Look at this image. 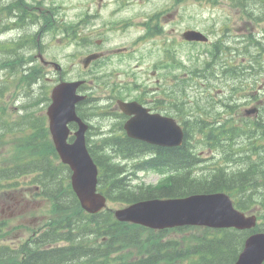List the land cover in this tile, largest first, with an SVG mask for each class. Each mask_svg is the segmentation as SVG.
I'll list each match as a JSON object with an SVG mask.
<instances>
[{"label": "trees", "instance_id": "1", "mask_svg": "<svg viewBox=\"0 0 264 264\" xmlns=\"http://www.w3.org/2000/svg\"><path fill=\"white\" fill-rule=\"evenodd\" d=\"M1 65L5 67L6 63L1 61ZM24 81L27 87L31 88L37 78L29 74L24 76ZM10 84L11 82L7 85ZM18 84L20 85L19 82ZM34 113V110L22 108L15 111L17 119L12 122L6 109L0 115L7 125V131L11 126L18 131L17 134L24 135L22 140L9 148L8 158L13 165L0 167V192L17 187L18 180L23 176L44 171V174L36 176L34 181L43 186L46 184L51 191L50 195L55 198L52 208L53 220L49 221L52 223L41 235H36L37 238L31 244L25 242L17 248L11 247L10 250L0 248V262L7 260L8 264H156L164 260L165 264H232L243 247L246 234L236 229L216 232L199 226V234L194 236L196 243L189 249L180 247L178 239L163 242L152 233L143 243L154 251L148 258L129 261L131 259H125L124 255L114 257L116 251L141 243L138 233H133L136 225L117 222L110 210L90 215L78 206V199L69 181L60 180L55 174L53 166L56 165V153L54 154L55 149L53 151L50 148V132L46 120L35 116ZM260 117L264 118V107L261 108ZM245 133L252 138L259 154L250 164L240 157L245 163L244 168L240 170L246 171L228 172L220 168L216 172L205 171L203 176L198 177L194 175L193 169L199 160L191 154L187 144L181 148L163 146L158 150L157 156L146 163L155 169L169 170L175 176L157 186L139 189L136 187L140 185L128 186L127 182L131 179L129 171L115 164L111 154H104L101 147L97 154L93 153L101 169V188L117 202H131L155 196H178L192 192L227 191L236 199L241 209L249 211L257 202L253 199V193L256 194L262 186L264 187V142H256L264 139V120L246 121ZM210 135L214 140L220 139L213 131ZM104 144L107 148L112 146L114 151L123 152L125 155L156 152L155 147L143 141L121 136L111 137ZM260 199L259 204L264 207V196ZM262 217L264 218V211ZM139 230L144 233L146 229L140 227ZM61 240H66L69 244L44 248ZM150 241H153V244Z\"/></svg>", "mask_w": 264, "mask_h": 264}, {"label": "rangeland", "instance_id": "2", "mask_svg": "<svg viewBox=\"0 0 264 264\" xmlns=\"http://www.w3.org/2000/svg\"><path fill=\"white\" fill-rule=\"evenodd\" d=\"M34 1V0H28ZM95 0H42L43 8L48 6L53 7L56 11L57 17H52L49 22L44 25L43 30L36 37V32L40 25L44 24V21L38 17L36 8L29 6L26 8L22 4V0H19V4L25 11H32L33 13H27L26 15L32 16L36 19V24H26L25 26H13V29L5 30V36L9 35H26L22 40L30 38V34H34L35 41L33 47H27L26 52L28 54L35 55V62L38 64H43L41 60L37 57L38 52H41L47 60H55L63 66V70L59 71L54 68L53 65L47 66L49 72L47 76H44L46 81V87H53L56 83L61 80H74L80 78H86L87 80L93 79V84H96L94 94L97 97L103 96V91L99 88L104 82H109L112 79L116 81L129 80L133 83L138 82L140 84H146V87L150 89L149 86H156L158 82L150 76L153 70H163L164 73L169 77L171 73L184 74L189 78V84L195 86L193 93L196 95H204L207 90L214 91L215 94H219L222 89L221 95H226L228 93L227 88L224 83L221 82L223 79L217 80L215 76H198L195 70L203 69L206 67L208 62H211L212 57L210 55V49L214 48L216 54L223 61L234 62L235 58L232 55H229V51L225 49L223 51V44L216 43L212 40L213 35H219L220 30L229 20V15L235 19V33L242 34L245 36V42L242 43L243 52L240 57L242 58H253L257 62H264V0H242L244 3L240 6H230L227 0H219V4L216 7L211 6L205 0H183L179 4L174 3V0H138L141 3H133L126 7H123L121 12L118 14L117 18H129L131 20L141 19L143 12L147 9L148 13H164L175 12L176 17L171 20H157L161 25L165 23L166 30L165 33L154 38L149 39L138 44V49L133 52L132 55L126 57H111L109 60H104V64L100 62H93L91 68L85 69L83 66V59L87 55L89 49L92 50L96 47L92 46V42L83 43L81 40L71 39L68 37L72 34L73 29L70 26H67V19L73 18L74 16L80 15L86 9H95L102 12L103 17H106L112 14L114 11L120 9V2L123 0H97V6L94 4ZM130 1V0H128ZM218 2V0H214ZM15 0H0V21L2 19L5 22H12L13 15L8 13V10H13L15 8ZM90 4L91 7L86 8L87 4ZM99 4L101 7L98 8ZM19 12V10H17ZM20 13V12H19ZM49 19L51 15L47 14ZM19 23L18 19L15 21ZM215 26H214V24ZM171 27H176L182 32L187 28H197L204 32L205 34L210 33V42L198 44L196 46L189 44H176L173 43V39L176 36V33H170L169 29ZM241 29L243 31H237ZM95 29L83 28L81 29L79 36L82 33H88ZM143 32V28H137L136 26L132 27L129 32L126 33V38H118L117 43L120 41H129L138 34ZM182 38V35H181ZM6 39V37H5ZM250 39V40H247ZM2 40V39H1ZM38 42V45H37ZM94 43V42H93ZM114 44V42H112ZM32 44L31 41L27 42V45ZM254 44L256 46H254ZM258 44V46H257ZM18 45V44H17ZM168 48H177L179 53L177 58L173 60L178 63L170 68H160L158 64L164 65L171 63L169 60L163 59L166 55ZM3 50L0 49V59L2 58ZM19 66V64L17 65ZM16 66V67H17ZM102 66V68H101ZM22 67H26L25 64H22ZM214 67L217 69H222V64L219 62L214 64ZM264 71V67H262ZM110 73H113V76L110 77ZM104 75V77H103ZM2 78H5L4 73L1 74ZM97 76V79L95 78ZM264 79V74L260 75L258 84L255 83L253 88H258L261 93H264V87L262 85V80ZM261 81V82H260ZM250 79H246L241 82V87L244 84H248ZM162 94L167 99L170 100L173 98L171 93L174 89L169 82H162ZM50 87H47L46 90H49ZM86 87V86H85ZM243 88V87H242ZM164 90V91H163ZM42 89L40 87L32 86L31 93L35 97H43L40 93ZM131 95L135 96L139 94L138 90L135 87V84L127 90ZM38 92V93H37ZM17 104L21 102H27L29 99L25 91L20 93L12 92ZM177 96V95H175ZM45 99L38 106H48L52 101L51 91L46 95ZM105 100V99H104ZM246 101L245 95L242 93L238 94L236 97V102L242 104ZM83 108H86L82 104ZM47 109V107H46ZM219 110H223L222 105ZM87 118H90V112L87 107ZM96 120L102 125L101 128H98L95 125ZM94 127L92 128V134L90 136L91 145L96 147L97 145V129L101 135L100 138H104L111 134V130L115 127L116 119L105 117H100L99 119L95 118L92 121ZM198 143V150H206L207 145H205L204 140L196 139ZM114 150V149H113ZM126 151H128L126 149ZM129 152V151H128ZM202 163L196 168V174L203 176L202 174L205 171L210 170V166L216 162V157L210 156V153L204 154ZM233 162V161H232ZM234 165V164H233ZM238 170H240L237 167ZM241 171V170H240ZM245 171V170H244ZM237 172V170H235ZM165 174V173H163ZM141 181L146 183H156L160 179V174L155 171H145L140 174ZM9 194V197L13 196L14 193L11 190L5 191ZM2 195V196H1ZM9 197L4 196V193L0 194V219L2 210L5 209L4 215L9 217L11 216L13 220L11 222L15 224V230L12 236L7 238L8 243H18L22 240L21 238H28L33 228L22 227L20 224L26 226H36L39 227L44 224V221L51 217L49 210V203L45 201H31L29 198L20 197L15 200H11ZM17 202V203H14ZM110 206L116 207L113 203H109ZM120 205V204H119ZM55 216V214H54ZM197 229H190L181 232H172L169 234L170 237H176L181 243H184L185 240H189V237H193L197 233ZM122 251H119L121 255ZM133 258H136L134 256Z\"/></svg>", "mask_w": 264, "mask_h": 264}, {"label": "water", "instance_id": "3", "mask_svg": "<svg viewBox=\"0 0 264 264\" xmlns=\"http://www.w3.org/2000/svg\"><path fill=\"white\" fill-rule=\"evenodd\" d=\"M188 39L207 40L196 32H188ZM97 57L92 54L87 59ZM79 82H64L53 90L54 103L49 114L52 119L53 132L61 141V153L64 160L70 162L74 168L72 176L73 186L81 203L89 212H99L106 205L107 197L98 192V168L87 151L84 133L86 125L83 124L76 113V103L84 98L77 94ZM122 108L127 113H137L138 118L129 121L126 129L131 136L146 139L149 131L157 130L162 125V120L156 117H148L147 110L137 107L135 104H123ZM70 120H77L81 128L77 131L78 138L75 143L68 144L66 138ZM147 122L149 127L143 128ZM168 137L181 138L179 130H173ZM120 220H132L137 223H148L154 227H167L183 224L208 225L211 227H236L243 229L256 222V216H246L235 205L232 198L224 192L210 194H191L174 199H154L137 202L129 207L116 211ZM264 262V232L253 235L248 239L244 250L241 252L236 264H262Z\"/></svg>", "mask_w": 264, "mask_h": 264}, {"label": "flooded vegetation", "instance_id": "4", "mask_svg": "<svg viewBox=\"0 0 264 264\" xmlns=\"http://www.w3.org/2000/svg\"><path fill=\"white\" fill-rule=\"evenodd\" d=\"M15 18L18 19L19 21V26H25L26 24H32V23H35L36 24V19L32 16H29V15H26V14H22V13H19V14H16L15 15ZM5 30V26L4 25H0V33L3 32ZM11 41L12 42H15L16 44L18 45H22L21 47H33V44H30V45H27V41L25 40H22L20 38H18L17 34H14L12 37H11ZM231 41L234 43V44H237V42L233 39H231ZM86 59L83 60V62L85 61ZM101 64H104V61L103 60H100L99 61ZM93 64V61L91 62V64L89 65V68H91ZM53 65L54 68L56 70H59V71H62L63 70V66L61 64H59V66L55 65L53 62H50L48 65H43L41 66L42 69H38V68H35L34 69V77H36L37 79H44V76L46 77L48 72H49V69L47 68V66H51ZM252 63L251 62H244V63H241V66L240 68L245 71L246 74L250 75V76H253V74H255L253 71H252ZM37 67V66H36ZM260 69H262V66H259ZM200 70V69H199ZM236 68H226L225 69V73L221 74L219 77L221 79V77L223 78V80H228L229 77L231 76H234L236 75ZM201 71L205 72V73H211L213 74L214 73V69H212V67H210V65H207L206 67H204L203 69H201ZM97 77V76H96ZM95 77V78H96ZM61 81H66V80H61ZM42 85H39V87H41ZM80 108V106H79ZM123 122H125V120L123 119Z\"/></svg>", "mask_w": 264, "mask_h": 264}, {"label": "bare ground", "instance_id": "5", "mask_svg": "<svg viewBox=\"0 0 264 264\" xmlns=\"http://www.w3.org/2000/svg\"><path fill=\"white\" fill-rule=\"evenodd\" d=\"M20 47L22 46V45H19ZM91 62H92V60H88V59H86L84 62H83V64H84V67L87 69L88 67H89V65L91 64ZM57 66H59V64L57 65ZM35 68H38V69H42V67H36V66H32V67H30V73L34 76L35 75V73H34V69ZM64 82H67V81H62V83H64ZM0 87H1V85H0ZM76 108H78L79 109V104L78 103H76ZM167 147V146H166ZM191 152V151H190ZM191 154H192V152H191ZM230 155H232L231 154V152H230ZM257 158H258V156H257ZM232 161H233V164H234V166L237 168H239V169H243L244 168V166H245V163H244V161L242 160V159H240V157H238V156H236V155H234V156H232V159H231ZM201 162V161H200ZM199 162V163H200ZM198 163V164H199ZM256 196H259V197H263L264 196V187L262 186L260 189H259V191L255 194ZM237 230V229H236ZM259 233H261V230H260V227H257L256 229H255V231L253 232V235H257V234H259ZM248 236L246 235V238H245V240H244V242H243V245H246L247 244V242H248Z\"/></svg>", "mask_w": 264, "mask_h": 264}]
</instances>
